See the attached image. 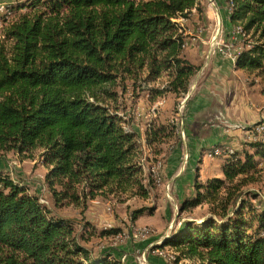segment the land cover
I'll list each match as a JSON object with an SVG mask.
<instances>
[{"label":"trees","instance_id":"1","mask_svg":"<svg viewBox=\"0 0 264 264\" xmlns=\"http://www.w3.org/2000/svg\"><path fill=\"white\" fill-rule=\"evenodd\" d=\"M226 2L231 25L249 36L237 67L264 76V0ZM8 7L17 17L3 18L0 29V151L39 152L56 207L84 210L100 196L148 198L154 181L145 182L138 135L121 112L143 95L152 103L172 94L176 106L188 93L200 66L184 55L179 20L200 11V0H17ZM174 127L151 123L150 143L174 135ZM260 135L248 144L253 153L216 144L229 152L222 176L202 182L196 173L195 196L181 203L183 210L207 203L216 218L184 225L154 248L171 245L180 253L175 264H264V207L254 208L246 198L258 194L245 191L256 180L255 156L264 159ZM0 264L123 262L94 257L72 220L0 171Z\"/></svg>","mask_w":264,"mask_h":264},{"label":"rangeland","instance_id":"2","mask_svg":"<svg viewBox=\"0 0 264 264\" xmlns=\"http://www.w3.org/2000/svg\"><path fill=\"white\" fill-rule=\"evenodd\" d=\"M5 1L7 0H3V7L13 3L6 2L8 3L6 4ZM200 7V11L194 8L188 19L179 20L185 30L186 38L188 37L186 47L198 40L201 46H214L232 63H236L237 55L249 48V43H245L247 39L249 40V36L239 34L241 32L239 26L232 24L227 30L223 27L222 22L229 19L228 13H230L226 0H200ZM10 14L11 11L6 15L9 16V20L17 17L16 13ZM3 23V20H0V29ZM235 65L233 93L246 96L249 91V114L215 119L214 121L223 123L225 130L238 132L233 137V141L217 144L232 150V153L242 154L246 150L253 153L254 150L248 144L262 138L256 128L260 129L263 125L258 122L264 118V76H257L254 72L245 71ZM188 102L187 94L178 99L177 107L174 99L171 104L168 103L167 95L159 97L152 103L148 101L147 95H143L137 99L133 108L127 109V113L121 112V115L130 120V124L126 125L127 130L134 131L138 135L140 162L145 182L148 176L154 181L150 196L146 199L124 196L122 198L125 200L120 201L116 198L100 196L90 200L84 210L72 205L56 207L45 180L46 169L41 163L39 152L33 157H24L14 151L7 153L0 151V171L7 173L16 182L26 185L30 193L38 195L40 202L48 205L56 214L72 220L82 243L90 249L94 257H116L120 258L123 264H158L157 260L164 261L165 264H175L173 260L180 253L171 245L167 244L159 249L154 247L161 245L166 239H171L184 225L202 223L210 217L216 218L207 203L184 210L181 209V203L184 199L195 196L193 179L196 173H199L197 177L202 182L221 177L222 161L224 157L229 156L225 155L229 152L223 151L224 148L214 149L219 146L214 144L202 149L201 158L190 165L186 164L188 159L186 153L183 156L182 168L187 165L185 175L186 172L191 173L190 181L189 184L185 181L183 183V197L176 196L173 181L166 176L167 170L170 169L166 166V160L175 148L182 144L196 143L200 138L196 134V128L193 127L197 123L196 119L193 121L194 125L190 126V122L187 123ZM127 104L130 105L129 100ZM234 112L233 110L230 113L234 114ZM151 123L175 126L174 135L160 138L159 142L151 144L147 131ZM254 159L257 168L256 172L251 173L256 180L245 186V191L257 193L258 197L252 198L250 195L246 199L254 208L261 210L264 207V159L259 156H255ZM172 175L171 173L170 176ZM136 210L141 211L133 220L132 215ZM109 229H118L119 232L102 233ZM152 239H155V242L150 244ZM185 263L189 261L187 259L180 261V264Z\"/></svg>","mask_w":264,"mask_h":264},{"label":"crops","instance_id":"3","mask_svg":"<svg viewBox=\"0 0 264 264\" xmlns=\"http://www.w3.org/2000/svg\"><path fill=\"white\" fill-rule=\"evenodd\" d=\"M6 2L14 3L15 0H7ZM222 24L226 30L232 26L229 19L223 20ZM184 55L192 63L200 66L199 71L191 81L187 93L189 102L186 108L187 123L190 122V126L194 125L193 121L196 119L197 123L193 127L196 128V134L200 138L196 140V143L182 144L175 148L166 160V166L170 168L167 170L166 176L173 181L178 198L183 197V183L185 181L189 184V177L191 176L189 172H186L185 175L187 165L182 168L184 164L183 156L187 153L186 164L192 165L197 159L201 158L202 149L217 143L233 141V137L238 132L225 130L223 123L214 120H220L225 116L231 118L235 115L239 117L249 114V91H247L246 96L233 93L235 87L232 82L235 78L236 63H232L214 46H201L198 40L186 47ZM172 98L174 99L172 94L167 95L169 104L172 103ZM233 110L235 112L231 114L230 112ZM231 138L232 140H230ZM171 173L172 176H170ZM220 175H222L221 172ZM153 242H155V239H152L150 244ZM156 263L165 264L161 260H157Z\"/></svg>","mask_w":264,"mask_h":264},{"label":"built area","instance_id":"4","mask_svg":"<svg viewBox=\"0 0 264 264\" xmlns=\"http://www.w3.org/2000/svg\"><path fill=\"white\" fill-rule=\"evenodd\" d=\"M8 12H10V8L3 7V0H0V20H3V18H5L6 15L8 14ZM256 130H262V133H263L264 125L260 126V129H258L257 127Z\"/></svg>","mask_w":264,"mask_h":264},{"label":"bare ground","instance_id":"5","mask_svg":"<svg viewBox=\"0 0 264 264\" xmlns=\"http://www.w3.org/2000/svg\"><path fill=\"white\" fill-rule=\"evenodd\" d=\"M257 132L260 134V133H262V130H257ZM228 151L232 152V150L230 151L229 149H228Z\"/></svg>","mask_w":264,"mask_h":264}]
</instances>
